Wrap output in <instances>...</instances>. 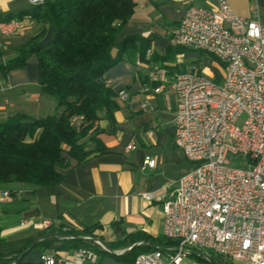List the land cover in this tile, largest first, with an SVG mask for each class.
Segmentation results:
<instances>
[{
    "label": "crops",
    "instance_id": "obj_1",
    "mask_svg": "<svg viewBox=\"0 0 264 264\" xmlns=\"http://www.w3.org/2000/svg\"><path fill=\"white\" fill-rule=\"evenodd\" d=\"M227 1L236 15L264 24V0ZM217 4L218 0H136L135 12L119 40L138 34L151 42L144 60L137 57L135 63L122 62L107 72L109 87L118 94L119 110L114 124L103 118L96 125L97 139L106 152L95 153L81 166L71 160L72 168L60 170L66 177L57 186L11 183L0 187V193L15 196L12 201H0V264H42L43 254L69 258L78 249L75 242L84 236H75L72 242L64 237L69 235L65 232L86 228L93 235L86 241L87 248L98 254L95 264H136L133 249L169 245L163 237L162 204L147 202L142 195L174 190L178 180L193 169L174 144L177 102L171 82L192 66L217 81L224 75L216 59L200 51L174 48L170 39L191 5L215 9ZM31 8L27 0H0L1 16ZM40 28L36 23L19 35L0 36V124L17 115L42 119L56 110V99L42 93L35 55L20 69L7 73L3 69ZM52 37L49 27L40 47L48 49ZM186 52L192 57L186 58ZM156 68L168 71L166 83L150 79V71ZM161 85L165 90L159 92ZM121 92L126 99L119 96ZM145 101L149 102L147 110L142 107ZM95 150L94 144L88 147V151ZM147 156L157 161L155 169L144 167ZM44 222L52 230L57 228L56 234H46L50 227ZM141 235L147 239L131 244V239ZM204 262L211 263L197 257L186 259V264Z\"/></svg>",
    "mask_w": 264,
    "mask_h": 264
},
{
    "label": "built area",
    "instance_id": "obj_2",
    "mask_svg": "<svg viewBox=\"0 0 264 264\" xmlns=\"http://www.w3.org/2000/svg\"><path fill=\"white\" fill-rule=\"evenodd\" d=\"M28 1L32 8L46 2ZM32 23L30 16L0 22V36L19 35ZM170 45L210 55L222 64L224 75L217 81L192 66L171 82L177 102L174 144L193 169L174 190L142 195L147 202L162 204L163 237L169 245L140 255L136 264H186L189 257L264 264V24L236 15L227 0H218L215 9L191 5ZM149 77L164 84L168 71L156 68ZM164 90V85L158 89ZM119 96L127 97L125 92ZM142 107L147 110L149 102ZM156 166L147 156L144 167ZM14 199L7 191L0 193L1 202ZM97 261L90 248H78L62 260L41 257L42 264Z\"/></svg>",
    "mask_w": 264,
    "mask_h": 264
},
{
    "label": "trees",
    "instance_id": "obj_3",
    "mask_svg": "<svg viewBox=\"0 0 264 264\" xmlns=\"http://www.w3.org/2000/svg\"><path fill=\"white\" fill-rule=\"evenodd\" d=\"M135 8L136 0H46L39 7L0 15L2 23L30 16L41 26L3 69L6 73L20 69L35 55L42 93L57 101L56 110L45 118L17 115L0 124V187L11 183L57 186L66 177L60 170L72 168L71 160L81 166L95 153L106 152L97 139L96 125L103 118L114 124L119 110L118 94L109 87L107 72L122 62L135 63L137 57L144 60L151 42L138 34L119 40ZM49 27L53 37L44 50L39 42ZM92 144L96 150L88 151ZM67 234L93 237L87 228ZM146 239L141 235L131 244ZM75 244L89 246L83 241ZM151 251L145 246L133 249V261Z\"/></svg>",
    "mask_w": 264,
    "mask_h": 264
},
{
    "label": "rangeland",
    "instance_id": "obj_4",
    "mask_svg": "<svg viewBox=\"0 0 264 264\" xmlns=\"http://www.w3.org/2000/svg\"><path fill=\"white\" fill-rule=\"evenodd\" d=\"M27 2H28V4L30 5V3H29V1L27 0ZM24 18V17H23ZM37 22L33 19V23H32V25H34V24H36ZM31 25V26H32ZM186 53H188V56L186 57V58H188V57H192V54L190 53V52H186ZM194 57V56H193ZM48 227H50V228H47L48 230H46V234H56L55 233V230H57V228H53V230L51 229V227L52 226H48ZM61 232V231H60ZM59 232V233H60ZM71 231H67V232H65V233H70ZM58 233V234H59ZM62 233V232H61ZM63 234V233H62ZM66 235V234H65ZM78 248H87V247H83V245H78ZM90 249H92V248H90ZM214 263H212V264H235V263H232V262H230V261H226V260H223V259H220V258H217V257H214ZM211 264V263H210Z\"/></svg>",
    "mask_w": 264,
    "mask_h": 264
},
{
    "label": "bare ground",
    "instance_id": "obj_5",
    "mask_svg": "<svg viewBox=\"0 0 264 264\" xmlns=\"http://www.w3.org/2000/svg\"><path fill=\"white\" fill-rule=\"evenodd\" d=\"M2 24H10V22H7V23L6 22H3Z\"/></svg>",
    "mask_w": 264,
    "mask_h": 264
}]
</instances>
